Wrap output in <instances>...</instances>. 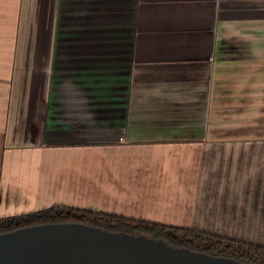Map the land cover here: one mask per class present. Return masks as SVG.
<instances>
[{
	"label": "crops",
	"instance_id": "crops-1",
	"mask_svg": "<svg viewBox=\"0 0 264 264\" xmlns=\"http://www.w3.org/2000/svg\"><path fill=\"white\" fill-rule=\"evenodd\" d=\"M53 205L264 245V0H0V216Z\"/></svg>",
	"mask_w": 264,
	"mask_h": 264
},
{
	"label": "water",
	"instance_id": "water-1",
	"mask_svg": "<svg viewBox=\"0 0 264 264\" xmlns=\"http://www.w3.org/2000/svg\"><path fill=\"white\" fill-rule=\"evenodd\" d=\"M0 264H264L214 255L164 238L79 221L45 222L0 233Z\"/></svg>",
	"mask_w": 264,
	"mask_h": 264
},
{
	"label": "trees",
	"instance_id": "trees-1",
	"mask_svg": "<svg viewBox=\"0 0 264 264\" xmlns=\"http://www.w3.org/2000/svg\"><path fill=\"white\" fill-rule=\"evenodd\" d=\"M64 221H79L112 231L145 234L164 238L174 246H185L193 250L230 256L246 262L264 263V245L202 230L67 205H53L32 212L0 216V233L33 224Z\"/></svg>",
	"mask_w": 264,
	"mask_h": 264
},
{
	"label": "rangeland",
	"instance_id": "rangeland-1",
	"mask_svg": "<svg viewBox=\"0 0 264 264\" xmlns=\"http://www.w3.org/2000/svg\"><path fill=\"white\" fill-rule=\"evenodd\" d=\"M252 232V233H251ZM256 232V230H251V231H249L248 230V232H247V237L248 238H250V239H254V240H258V241H264V236L263 235H261V236H258V234H257V232ZM209 233V232H208ZM258 236V237H257Z\"/></svg>",
	"mask_w": 264,
	"mask_h": 264
}]
</instances>
